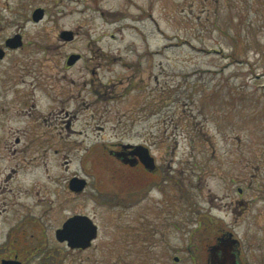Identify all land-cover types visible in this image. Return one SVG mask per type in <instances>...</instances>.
<instances>
[{
    "label": "rangeland",
    "instance_id": "374dc122",
    "mask_svg": "<svg viewBox=\"0 0 264 264\" xmlns=\"http://www.w3.org/2000/svg\"><path fill=\"white\" fill-rule=\"evenodd\" d=\"M93 1L72 0L73 17L63 19L88 26L93 41L35 42L31 66L53 75L59 99L72 96L62 104L66 118L48 114L60 106L39 103L49 142L68 146L61 154L87 180L79 211L93 218L98 236L84 251L60 246V214L34 208L36 196L26 199L15 184V211L29 206L32 225L17 237L18 262L209 264L206 241L222 229L239 241L241 264H264V0ZM111 10L143 19L115 33ZM101 30L115 39L97 40ZM69 54L82 60L65 70ZM104 89L111 99H99ZM128 142L146 144L155 178L126 174L109 154ZM43 159L50 178L62 171L60 156L48 150ZM34 175L36 190L50 184ZM104 193L108 205L100 203Z\"/></svg>",
    "mask_w": 264,
    "mask_h": 264
},
{
    "label": "flooded vegetation",
    "instance_id": "af4514ba",
    "mask_svg": "<svg viewBox=\"0 0 264 264\" xmlns=\"http://www.w3.org/2000/svg\"><path fill=\"white\" fill-rule=\"evenodd\" d=\"M71 3L72 0H0V264L19 261L16 252L21 246H19L20 242L17 237L24 233L22 232L24 226L32 227L29 223V206L21 205L25 211H15V184L19 187L18 194H24L26 199L36 196L37 199L32 204L34 208H40L44 213L60 214L59 224L54 229V239L60 246H65L68 250L71 249L66 242L57 240L56 231L74 216H87L93 221L91 216L79 211V196L85 191L87 184L82 191H75L71 188V182L74 179H80V176L77 171H71L69 160L64 159L61 154L64 149L70 148L65 146L62 141L49 142L52 131H47L45 123L48 121L44 114L45 106L40 105L42 98H45L47 103H50L48 104L50 108L61 107L56 114L53 112H48V114L52 113L51 116L57 118L60 113L66 118L69 117L70 112L65 111L62 104L72 102V96L70 94L66 98L59 99L55 87L57 82L55 84L52 81L54 80L53 75L45 72L46 69L42 65L31 66V55L33 54L31 48L35 42L55 41L71 44L80 41H93L91 34L94 31L88 26L82 27L79 24L73 27L64 26L65 16L73 17V10H67ZM86 4L92 5L88 2ZM129 4H135V1H129ZM146 14L147 17H152L150 11H147ZM106 15L107 21H109L107 23L117 27L115 33H121L125 28L135 29V24L143 19L142 16L135 17L132 14L113 10L107 12ZM107 36L110 39H115L116 35L107 34L106 31L101 30L97 40H103ZM71 55L74 54L66 56L65 70L73 68L82 60V56L78 54L80 57L72 65H68L67 62ZM91 72V75H95V71ZM132 82L134 81L131 80L128 83L127 89L132 87ZM103 87L106 86L103 85ZM109 91L104 89L102 93H99V99H111L112 95ZM61 94H63L62 91ZM71 122V119L65 122L67 130L71 128ZM72 133L74 134V131ZM145 145L144 142L118 143L116 150H111L109 154L121 162L126 174L131 176L134 174V177L137 178H155L158 168L154 158L152 157V166L150 163L145 165L139 155L140 150L137 147H146ZM147 149L149 151L148 147ZM48 150L56 158L60 156L62 160L60 164L62 171L52 175V178L48 174V160L40 161L48 153ZM27 154L30 156H26ZM52 170L56 171L57 168L53 167ZM38 171L50 179V184L46 181L41 186V190H36L38 184L41 183V180L34 175V173L38 174ZM120 172L122 171L120 170ZM148 185L147 192L154 186V179H150ZM240 191L238 190L239 193ZM100 203L102 205L109 204L107 193H104L100 198ZM235 204L242 205L241 203ZM64 212H66L65 215H63ZM16 213L21 215L18 221H16ZM221 231L222 229H219L218 233L220 232V234L216 235L213 244L209 245L210 240L206 241L208 254L209 249L220 241L229 244L232 241L234 243L232 246L233 262L241 264L239 241L234 238L231 232ZM95 241L96 239L92 242L91 247ZM39 244L41 248L42 243L39 242ZM208 263L232 264L230 261L224 260L220 252L215 255L210 254Z\"/></svg>",
    "mask_w": 264,
    "mask_h": 264
},
{
    "label": "water",
    "instance_id": "95a60500",
    "mask_svg": "<svg viewBox=\"0 0 264 264\" xmlns=\"http://www.w3.org/2000/svg\"><path fill=\"white\" fill-rule=\"evenodd\" d=\"M80 56L71 55L68 59V65H72ZM140 152L139 155L143 159L145 165L149 163L153 165V158L150 157L148 150L145 147H137ZM86 183L82 179H74L71 182V188L75 191H82ZM98 229L93 221L87 216H74L69 218L62 226L61 229L56 231V238L59 242H66L67 246L71 249L86 250L88 249L92 242L97 238ZM234 243H226L225 241H220L216 245H213L209 251L212 255L221 253L223 259L230 261L235 264L233 255ZM177 261V258H174ZM2 264H21L18 261H9Z\"/></svg>",
    "mask_w": 264,
    "mask_h": 264
}]
</instances>
